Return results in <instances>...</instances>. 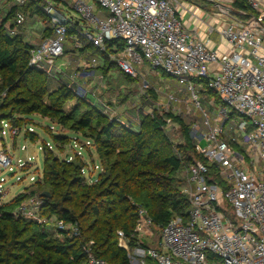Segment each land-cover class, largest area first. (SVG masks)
Returning a JSON list of instances; mask_svg holds the SVG:
<instances>
[{"label":"built area","instance_id":"2783aa9c","mask_svg":"<svg viewBox=\"0 0 264 264\" xmlns=\"http://www.w3.org/2000/svg\"><path fill=\"white\" fill-rule=\"evenodd\" d=\"M94 1L74 0L79 18L63 11L53 14V35L32 43L30 65L57 83H69L111 120L127 125L131 121L117 116L116 100L103 96L107 88L103 71L115 63L131 82H139V67L147 63L154 73L163 72L193 96L194 107L203 113L207 126V131L194 140L201 158L183 170L182 191L189 198L188 215L174 216L166 225L158 226L147 210L140 208L138 238H153V228L159 230L160 238L154 246L145 244L130 250L120 230L118 238L126 242L120 246L128 250L136 264H264V0H247L254 10L262 11L254 17L252 26L227 24L220 31L226 41L223 52L186 31L181 14V9L187 8L185 0ZM17 2L24 5L26 0ZM98 6L104 16L99 15ZM49 9L54 11V6L50 4ZM195 12L192 14L198 15ZM24 22L25 14L18 13L16 25ZM71 23L79 25L80 34L102 54L92 56L88 50L80 51L84 44L69 35ZM210 29L215 28L211 25ZM17 32V28L11 29L12 34ZM115 39L124 42L119 52L106 48V43ZM71 49L79 56L74 74L56 64ZM113 49L117 50L115 46ZM144 77L142 86L146 90ZM91 94L94 101L89 99ZM166 95L167 103L178 101L174 93ZM140 116L138 112V123ZM131 124L127 126L140 127ZM6 126L12 144L20 128L11 119L1 120L2 140ZM13 167L14 158L5 147L0 150V169L11 168L12 173ZM1 199L0 205L4 204ZM44 204V197L31 195L21 201L15 215L37 220L60 237L64 233L80 236L78 223L42 215ZM84 251L89 264H107L93 254L91 247L85 246Z\"/></svg>","mask_w":264,"mask_h":264},{"label":"trees","instance_id":"16d2710c","mask_svg":"<svg viewBox=\"0 0 264 264\" xmlns=\"http://www.w3.org/2000/svg\"><path fill=\"white\" fill-rule=\"evenodd\" d=\"M12 2L9 14L0 20V94L7 93L0 101V120L11 119L15 124L21 121L17 115L36 113L50 118L88 138L105 170L96 182L86 183L87 163L63 162L44 147V178L38 184L45 188L38 187L30 194L20 193L11 202L0 205V264H89L85 246L91 247L93 254L107 264H132L128 250L119 245L118 231H124L130 248L145 246L138 238L140 208L146 209L158 226L166 225L174 216L188 215L189 198L180 188L184 177L179 178L176 173H183L184 168L201 158L195 150L191 130L181 122L187 154L176 153L161 130L166 120L158 115L141 117L140 132L134 131L132 127L111 120L69 83H56L46 72L31 66L32 43L19 32L11 33V29L18 28L11 19L16 18L20 10L43 17L47 24L42 29L44 36L40 41L53 35L51 20L41 11L38 0H26L24 5L17 0ZM234 6L249 14L254 12L247 0H235ZM98 11L100 16L105 15L99 6ZM80 31L76 23L69 25V35L84 44L80 51L88 50L92 56L102 54ZM69 42L71 46L73 41ZM106 44L107 50L112 52H119L124 46L119 39ZM111 69L119 70L115 65L105 69L107 81ZM9 73L11 76H6ZM52 81L56 86H52ZM28 136L35 138L33 133ZM53 138L57 142L64 141L62 136ZM45 192L49 195H43ZM31 195L44 197L42 215H55L66 223H78L80 236L64 233L60 237L55 231L45 230L37 220L17 217V206Z\"/></svg>","mask_w":264,"mask_h":264},{"label":"rangeland","instance_id":"374dc122","mask_svg":"<svg viewBox=\"0 0 264 264\" xmlns=\"http://www.w3.org/2000/svg\"><path fill=\"white\" fill-rule=\"evenodd\" d=\"M13 0H0V20L9 14V10L13 6ZM63 1V2H62ZM67 0H38V4L41 6V11L46 17L51 20L53 14L58 15L59 12H64L63 7H60V3H67ZM89 4H95L94 0H86ZM187 3H192V10L196 11L198 15H194L196 19L210 21L212 26L215 27L216 34L222 38L221 30L227 24H236L243 27L252 26L255 23L254 17L258 18L262 11L253 10L254 12L249 14L246 10L234 6L235 0H185ZM74 0H69L66 4V15L74 18H79V13L73 8ZM217 2L219 4H217ZM54 6V11H50L49 6ZM64 5V4H63ZM221 5L228 6L229 9L222 7ZM58 6V8H57ZM65 7V6H64ZM57 8V9H56ZM62 8V9H61ZM19 11V10H18ZM242 11L243 13L239 12ZM19 13L25 14V22L18 26L17 30L26 41L30 43H38L44 36L42 29H44L46 21L45 19L39 18L38 16H32L30 12H24L22 10ZM15 17V16H13ZM16 22V18L11 19V23ZM52 28V22H50ZM65 62V63H64ZM70 62L71 66L68 65ZM64 63V65H63ZM57 66L66 69L69 74H74L75 70L78 69L79 56L76 55L75 51L71 49V52L66 53L62 58L56 62ZM110 65H115L112 63ZM144 67H139L141 70L140 77L137 81H128L125 84H120L122 89H126L125 93H121V88L118 86L116 76H114V84L104 93V98L107 100L115 99L116 105L125 104L123 107L117 110V116L122 120L134 122V126L142 122L141 117L148 115L149 118H153L154 115H158L161 120H166L165 125H161L162 133L171 141V148L176 152H180L182 155L187 154L185 149V137L183 136V122L185 126L190 128L192 139H199L203 133L207 131L205 125L204 115L201 111H198L194 107V98L184 88L179 87V83L174 81L168 75L161 71L153 72V68L149 64H144ZM116 66V65H115ZM152 72V73H151ZM154 73V74H153ZM6 76H11L7 74ZM112 78V75H110ZM145 76V77H144ZM142 77H144V84H147L148 88L145 90L144 85L142 86ZM0 79H2L0 77ZM136 81V80H134ZM57 82V81H56ZM52 86H56L55 83L51 82ZM121 90V91H120ZM140 91L142 95H140ZM174 93L178 101L175 104L167 103L166 93ZM6 92L1 93V98L6 96ZM130 97V99H129ZM202 98H205L204 96ZM89 99L94 101L92 94ZM96 100V99H95ZM206 106V103H202ZM189 109H192L189 111ZM138 112L140 116V123H138L137 117ZM168 113H172V116H168ZM176 117V118H173ZM16 118H21L18 125H20L19 138L16 140L15 147L11 144L10 130L6 126V135L2 140L0 134V150L5 147L9 149L11 156L14 158L13 171L11 168L6 170L0 169V196L2 197L1 202L5 203L13 197H17L20 193L32 192L45 188L44 185L39 186V182H42L44 178V147H48L52 152L58 156L59 160L63 162H78L83 161L87 163V175L84 181L86 183L96 182L101 172H103L104 165L103 161L99 157V154L92 142L81 136L78 133H74L64 126L58 125L50 118L42 117L40 114H31L28 116L17 115ZM214 120V115H211ZM1 122V120H0ZM131 122H127L129 125ZM15 123V125H16ZM124 124V126H127ZM132 125V124H131ZM129 127V126H128ZM134 131L140 132V127L133 129ZM33 133L35 138H31L28 135ZM54 136L64 137L63 143L54 140ZM6 144V145H5ZM12 146V147H11ZM194 156L192 150V157ZM10 172V173H9ZM176 176L183 178L182 172L176 173ZM181 176V177H180ZM182 183V182H181ZM180 188H185L184 183L181 184ZM154 230L153 238L140 237L139 242L141 244H147L154 246L157 240L160 238V232L156 228ZM119 245L123 242L119 239ZM134 247L130 248L133 250ZM133 263L136 264L135 260L131 257ZM130 259V260H131Z\"/></svg>","mask_w":264,"mask_h":264},{"label":"crops","instance_id":"0c3cea01","mask_svg":"<svg viewBox=\"0 0 264 264\" xmlns=\"http://www.w3.org/2000/svg\"><path fill=\"white\" fill-rule=\"evenodd\" d=\"M66 2L69 3V0H67ZM61 3H60V7L62 6L63 9H64V12H66V9L65 8H66V4L67 3H63L64 5L61 4ZM184 5L187 8L183 7L185 9H181V14H182V21L184 23V26L186 28V31L189 34H194L195 36H197L198 39L205 41L210 48L217 49L220 52L225 51V49H226V41H225L224 38H222L220 35H218V34H216V32H214L215 29L213 31H211V29H210L211 23H209L210 21L200 20L199 18L196 19L194 17V15L192 14V12L194 11V10H192V3H190V2L187 3L185 1V4ZM57 8H58V6H57ZM198 11H199V8L196 9V12L195 13H197ZM110 73L112 74V78H110V80L107 81V88L105 89L104 92L108 91L109 88H111V86L114 84L113 83L114 82L113 78H114V76H116L117 78H116V81L115 82L118 84V86H120V88L122 90V91L120 90L121 93H125L127 87L125 89H122V87H121L120 84H125L128 81L125 79L124 76H122L121 71L120 70H117V69H111L110 70ZM54 82H56V81L54 80ZM125 104H123V103L120 104L118 108L123 107ZM17 139H13L12 140V145L14 147L16 145V140ZM14 199H15V197H13L12 199H10L9 201H6L5 203L11 202Z\"/></svg>","mask_w":264,"mask_h":264},{"label":"water","instance_id":"95a60500","mask_svg":"<svg viewBox=\"0 0 264 264\" xmlns=\"http://www.w3.org/2000/svg\"><path fill=\"white\" fill-rule=\"evenodd\" d=\"M222 7H224V8H226V9H229V7L228 6H224V5H221ZM43 195H45V196H48L49 195V193L48 192H45Z\"/></svg>","mask_w":264,"mask_h":264},{"label":"bare ground","instance_id":"6f19581e","mask_svg":"<svg viewBox=\"0 0 264 264\" xmlns=\"http://www.w3.org/2000/svg\"><path fill=\"white\" fill-rule=\"evenodd\" d=\"M223 1V0H222ZM217 4H219L218 2H217Z\"/></svg>","mask_w":264,"mask_h":264}]
</instances>
